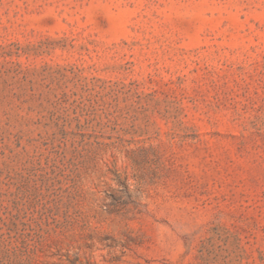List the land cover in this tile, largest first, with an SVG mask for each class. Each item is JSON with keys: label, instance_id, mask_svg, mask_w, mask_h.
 <instances>
[{"label": "rangeland", "instance_id": "obj_1", "mask_svg": "<svg viewBox=\"0 0 264 264\" xmlns=\"http://www.w3.org/2000/svg\"><path fill=\"white\" fill-rule=\"evenodd\" d=\"M0 264H264V0H0Z\"/></svg>", "mask_w": 264, "mask_h": 264}]
</instances>
